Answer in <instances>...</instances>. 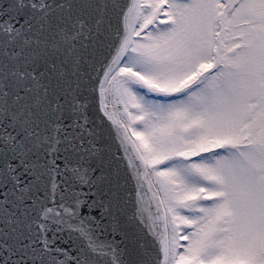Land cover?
I'll list each match as a JSON object with an SVG mask.
<instances>
[{
    "label": "snow or ice",
    "instance_id": "1",
    "mask_svg": "<svg viewBox=\"0 0 264 264\" xmlns=\"http://www.w3.org/2000/svg\"><path fill=\"white\" fill-rule=\"evenodd\" d=\"M0 264H264V0H0Z\"/></svg>",
    "mask_w": 264,
    "mask_h": 264
}]
</instances>
